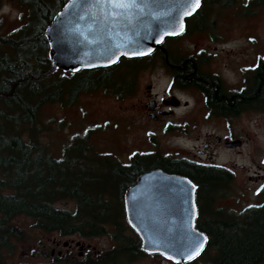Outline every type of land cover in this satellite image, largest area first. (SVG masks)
Here are the masks:
<instances>
[{
    "label": "rangeland",
    "instance_id": "obj_1",
    "mask_svg": "<svg viewBox=\"0 0 264 264\" xmlns=\"http://www.w3.org/2000/svg\"><path fill=\"white\" fill-rule=\"evenodd\" d=\"M259 1L262 2L208 0L203 4L196 30L192 31L193 20L190 18L189 32L179 42L171 43L172 47L180 46L184 56L201 49L203 72L219 78L224 91L234 95L244 93L252 86L256 66L264 58V0ZM26 11L18 0H0L1 33L7 35L16 29L21 13ZM116 71L113 77L116 76L117 86L112 83L88 87L78 93L72 105L44 106L41 118L44 129L40 132V140L47 152L61 158L66 148L78 138H86L90 146L86 151L87 164L99 165L93 170L97 175L107 174L108 170L102 168L105 163L127 165L140 154L185 158L227 169L231 179L215 186L210 195V198L214 197L212 200L207 201L203 192L198 196L196 193L197 219L222 222L227 216L229 221L237 223L233 226L244 225L247 217L264 201V102L224 117L214 109L211 111L198 91L176 88L173 93L181 100L180 106L172 115L155 122L146 106H150L153 96L157 100L165 97L171 82V75L157 55L141 62L123 60ZM55 74L69 75L70 71L59 69ZM222 139H240L241 145L228 148L225 142L220 143ZM116 185L114 194L118 195L121 186ZM205 205L211 210L200 214V207ZM56 206L74 212L77 202L66 199L57 202ZM214 210L225 216L210 213ZM123 214L121 231L108 228L105 234L94 236L44 234L32 227L34 218L19 216L13 221L26 229V237L15 242L9 254L5 249V258L10 264L103 261L107 255L117 254L122 247L136 242L140 255L121 254L115 262L104 260L103 264H181L161 254L145 253L124 210ZM212 239L210 234L209 246L194 259V264H209L217 256L216 249L211 246ZM54 241L58 246L53 244ZM72 241L76 246L73 244V249L67 251L65 246ZM78 242L84 244L82 249ZM54 247L55 254L51 255ZM80 252L85 255L80 257ZM258 264H264V260Z\"/></svg>",
    "mask_w": 264,
    "mask_h": 264
},
{
    "label": "trees",
    "instance_id": "obj_2",
    "mask_svg": "<svg viewBox=\"0 0 264 264\" xmlns=\"http://www.w3.org/2000/svg\"><path fill=\"white\" fill-rule=\"evenodd\" d=\"M18 2L27 11L21 13L16 29L3 35L0 19V264H10L5 254L11 252L15 242L25 240L26 229L13 221L19 216L34 218L32 227L44 234L94 236L105 234L108 228L121 231L125 190L140 173L154 167L187 176L197 186V196L203 192L207 201L212 200L214 197L210 195L215 186L231 179L229 170L185 158L140 154L127 165L105 163L102 168L108 170L107 174L97 175L93 170L99 165L87 164L86 151L90 146L86 138H78L61 158L47 152L40 140L44 106L72 105L78 93L88 87L115 85L117 79L113 75L118 72L117 66L119 68L123 60L140 59L122 58L112 67L114 74L107 68L102 75L95 74L97 70L80 69L70 71L69 75L56 76L53 71L42 76L50 68L45 31L66 0ZM261 2L255 0L257 4ZM199 78L210 79L207 76ZM119 79L124 81L122 77ZM219 91L212 83L207 92L208 104L219 116L230 111L236 114L246 106H260L264 102V58L256 66L252 86L244 93L225 98ZM117 183L121 191L115 195ZM66 199L76 200L74 212L56 206ZM210 210L211 207L205 205L199 212ZM210 213L225 216L219 210ZM229 219L227 216L222 222L211 219V223L197 219V228L214 238L211 246L216 249L217 256L209 264H258L263 261L264 201L252 211L244 225L233 226L237 223ZM138 243L140 245V239ZM136 245L132 242L122 247L121 252L107 255L105 262H115L121 254L140 255ZM104 260L89 259L75 264H103Z\"/></svg>",
    "mask_w": 264,
    "mask_h": 264
},
{
    "label": "water",
    "instance_id": "obj_3",
    "mask_svg": "<svg viewBox=\"0 0 264 264\" xmlns=\"http://www.w3.org/2000/svg\"><path fill=\"white\" fill-rule=\"evenodd\" d=\"M202 2L66 0L45 31L51 57L42 76L57 66L94 69L116 64L122 57L146 56L166 37L183 33L186 19ZM224 145L234 148L241 140H226ZM123 207L145 253L184 263L195 259L207 244L206 233L196 226V185L185 175L160 167L140 173L125 190ZM77 244L83 248V243Z\"/></svg>",
    "mask_w": 264,
    "mask_h": 264
},
{
    "label": "flooded vegetation",
    "instance_id": "obj_4",
    "mask_svg": "<svg viewBox=\"0 0 264 264\" xmlns=\"http://www.w3.org/2000/svg\"><path fill=\"white\" fill-rule=\"evenodd\" d=\"M205 0H203L202 6L204 4ZM200 8V9H201ZM200 10H198L194 15H192L191 17L186 19V27L183 33H181L178 36H174V37H166L162 43L157 46L152 52H150L148 55L143 56V57H135V58H126V57H122L125 59H140V62L143 60L148 59L149 57H151L152 55H157V59L158 61H160L164 68L169 72V74L171 75V82L169 84L168 87V93L165 97H162L161 99L157 100L154 96L151 99L150 102V106L152 107V110H149V105H145L146 107H148L149 113L150 115L152 114V116H154L152 119L155 122H159L161 120L162 117H165L167 115H172L174 113V110L176 108H178L181 104V100L173 93L174 89H193L198 91L199 93H201V95L204 97V102L205 104L208 105V108L212 111V109H214L213 107L209 106L208 104V97H207V92L209 89V85L214 83L217 85L218 88V93L220 94L221 97H225V98H233L234 97V93H228L226 91H224L223 88V83L220 81L219 78L217 77H213V75H209L208 73L203 72V68H202V60H201V49L197 50L194 53H191L189 55H183V51H181V47H177V48H173L171 43H176L179 42V40L185 36L186 33H188V29L190 28L189 22L192 19L193 23L191 26L194 27V30H196L197 27V21L200 17V14H198ZM55 17V16H54ZM191 18V19H190ZM190 19V20H189ZM189 21V22H188ZM197 53H200L197 54ZM50 57H51V52H50ZM120 58L119 61L122 59ZM118 61V62H119ZM117 62V63H118ZM116 63V64H117ZM116 64H113L111 66L108 67H100V68H94V69H82L80 67H74V68H60L57 66V68L55 69V72L59 69L61 70H69V71H74V70H97V75H102L104 74L105 69H112V67ZM112 72L114 74V69H112ZM181 80L180 81V77ZM202 76H207L210 79L204 80L201 79L199 77ZM183 103H187L184 102ZM215 110V109H214ZM162 112H167V114L165 115H161ZM232 115V111H230L229 113H225V114H221V116H229ZM217 139V138H216ZM226 140V139H225ZM224 139H222L220 141V143L223 141V143L225 142ZM219 143V141H217ZM205 146L208 148L210 147V145L207 143L205 144ZM207 151H209L207 149ZM197 188V186H196ZM196 193H197V189H196ZM197 202V199H196ZM197 221V220H196ZM55 246H58V242L53 243ZM73 241L70 242L66 247L67 251H70L71 249H73ZM75 245V244H74ZM76 246V245H75ZM207 246V245H206ZM206 246L204 247L203 251L205 250ZM142 248V247H141ZM51 255L55 254V247L52 248ZM60 254V252H58V255ZM85 255V253H82L83 257ZM201 254H199L200 256ZM197 256V257H199ZM196 257V258H197ZM194 261L191 260L189 262H185V263H181V264H191Z\"/></svg>",
    "mask_w": 264,
    "mask_h": 264
}]
</instances>
